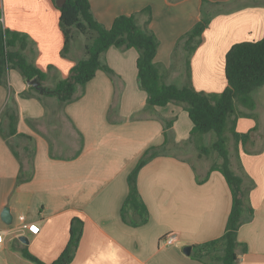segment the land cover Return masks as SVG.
Listing matches in <instances>:
<instances>
[{"label": "crops", "instance_id": "crops-1", "mask_svg": "<svg viewBox=\"0 0 264 264\" xmlns=\"http://www.w3.org/2000/svg\"><path fill=\"white\" fill-rule=\"evenodd\" d=\"M89 1L107 28L120 15H135L141 26L153 30L162 80L178 85L180 75L178 86L187 82V67L183 44L177 42L208 15L204 40L190 57L191 82L199 91L222 92L228 86L230 48L264 38V0ZM146 8L151 16L142 12ZM0 27L26 34L25 53L48 73L41 83L44 91L32 90L14 68L7 72V84L0 85V231L7 232L0 264H37L23 256L25 246L42 261L53 262L69 241L74 217L83 220L84 229L70 264H207L193 256V246L225 233L232 192L218 170L200 182L209 167L195 166L178 152L193 123L183 104L147 105V92L138 81V51L111 46L101 60L114 73L99 69L81 96L61 104L47 88L69 75L84 58L85 45L75 36L62 54L65 38L57 0H0ZM254 94L256 108L240 106L245 114L236 120L240 133L259 125L248 143L239 144L241 163L255 186L250 192L253 218L245 220L237 235L238 264H264V85ZM11 115L17 116L14 133ZM169 119L173 123L166 140ZM153 146L161 152L137 178L149 220L133 226L122 217L128 177ZM6 207L13 215L10 225L1 217ZM21 215L36 222L39 233L21 228ZM170 233L177 239L167 244ZM187 246L190 254L184 251Z\"/></svg>", "mask_w": 264, "mask_h": 264}, {"label": "trees", "instance_id": "trees-1", "mask_svg": "<svg viewBox=\"0 0 264 264\" xmlns=\"http://www.w3.org/2000/svg\"><path fill=\"white\" fill-rule=\"evenodd\" d=\"M59 10L60 25L65 38L62 54H67L76 33L87 36L88 41L84 46V58L72 67L66 78L59 79L53 86L48 87L47 92L57 96L61 104L72 102L83 94L85 85L95 77L99 69H104L109 74L114 73L101 60L105 51L111 46L121 49L135 48L139 53L138 81L140 87L147 92V105L165 106L171 102L183 104L193 123L187 142L194 136L211 132L216 135L210 145L202 144L201 137L196 143L204 154L210 155L216 151L222 159L221 162H214L209 167L208 175L199 181H205L212 171L218 170L226 178L232 192L233 203L225 233L218 239L194 245L192 254L207 264H238L237 235L245 220L253 218L250 192L255 186V182L241 163L239 144L250 141L258 127L255 126L247 133H240L236 130V120L239 115L245 114L238 111L240 106L250 110L256 108L253 91L264 85V38L234 44L226 55L225 72L228 86L222 92H205L197 90L191 82L190 57L204 40V31L211 21L208 15L203 14L177 42V46L183 44L187 65V82L178 86L163 82L161 70L155 63L159 39L153 30L141 26L135 15H120L115 18L112 26L107 28L95 18L89 0H66ZM142 12L151 16L150 8ZM28 43L26 34L0 27V85L7 84V72L11 68L18 69L27 80L36 78L41 83L47 80V71L38 67L25 53ZM52 67L50 65L48 69ZM30 87L38 91L37 88ZM79 87L81 92L77 95ZM16 123L17 116L11 115V133L16 132ZM172 123V119L165 121L166 140ZM228 133L235 141L234 157L238 172L233 169ZM160 152L155 146L148 148L129 174V193L122 206V217L128 224L140 226L149 220V210L140 194L137 178L140 169ZM83 229V220L74 217L70 225L69 241L59 257L51 263L39 259L26 246L21 248V252L37 264H70L79 246Z\"/></svg>", "mask_w": 264, "mask_h": 264}, {"label": "rangeland", "instance_id": "rangeland-1", "mask_svg": "<svg viewBox=\"0 0 264 264\" xmlns=\"http://www.w3.org/2000/svg\"><path fill=\"white\" fill-rule=\"evenodd\" d=\"M75 36H81L82 39L84 40V45L85 43L88 41L87 36H84L82 34L76 33ZM186 63V61H185ZM187 67V65L185 66ZM186 71V70H185ZM181 79L182 76L179 75V77L177 78V80L175 81L176 84L180 85L181 84ZM256 89L253 92V96L255 95ZM255 98V97H254ZM248 111H250V109L246 108ZM259 127V125H257ZM230 139H229V148L231 150V154H232V163L235 166L236 165V160L234 157V151H235V141L232 137V135L230 133H228ZM201 137V138H200ZM202 142V144L204 145H210L212 143V141H214L216 139V135L211 132L208 133L206 135L203 136H194L192 138V140L190 141H186L183 142V144L181 145V148L178 150V152L185 158H189L194 164L195 166H204V167H210L214 162H221L222 159L219 157L218 153L216 151H213L210 155L204 154L203 152H201L196 143L199 142V139ZM248 143V142H247ZM233 166V169L238 172V170L236 169L237 167ZM26 261V260H25Z\"/></svg>", "mask_w": 264, "mask_h": 264}, {"label": "water", "instance_id": "water-1", "mask_svg": "<svg viewBox=\"0 0 264 264\" xmlns=\"http://www.w3.org/2000/svg\"><path fill=\"white\" fill-rule=\"evenodd\" d=\"M65 1L66 0H57V5L59 7H61L65 3ZM28 82L31 85H33L34 87L40 89L41 91H44L45 90V88L43 86H41V81H39L36 78L35 79H31ZM1 217H2V220H3L4 223H6L8 225L12 224V222H13V215L11 214L9 207L4 208V210H3L2 214H1ZM19 239L23 243H26V244L29 243L28 236H26V235H21L19 237ZM191 250H192V247L191 246H187L184 251H185V253L190 254L191 253Z\"/></svg>", "mask_w": 264, "mask_h": 264}, {"label": "built area", "instance_id": "built-area-1", "mask_svg": "<svg viewBox=\"0 0 264 264\" xmlns=\"http://www.w3.org/2000/svg\"><path fill=\"white\" fill-rule=\"evenodd\" d=\"M20 220H21V228L26 229L32 234L39 233L40 226L36 222H27L24 215H21ZM6 234L7 232L0 231V249L3 247ZM176 239H177V235L175 233H170L165 237L164 241L167 244H171L174 243Z\"/></svg>", "mask_w": 264, "mask_h": 264}]
</instances>
